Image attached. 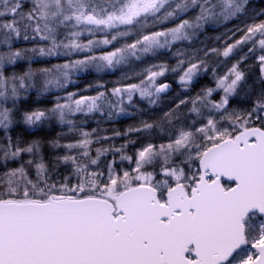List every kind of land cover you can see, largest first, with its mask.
I'll list each match as a JSON object with an SVG mask.
<instances>
[{
	"label": "snow or ice",
	"instance_id": "snow-or-ice-1",
	"mask_svg": "<svg viewBox=\"0 0 264 264\" xmlns=\"http://www.w3.org/2000/svg\"><path fill=\"white\" fill-rule=\"evenodd\" d=\"M0 264H264V0H0Z\"/></svg>",
	"mask_w": 264,
	"mask_h": 264
},
{
	"label": "trees",
	"instance_id": "trees-1",
	"mask_svg": "<svg viewBox=\"0 0 264 264\" xmlns=\"http://www.w3.org/2000/svg\"><path fill=\"white\" fill-rule=\"evenodd\" d=\"M218 33H215V34H212V35H216ZM87 79L83 81V79L80 81L81 83H86L88 81H91L93 79V77L91 78L90 76L86 75ZM91 78V79H90ZM108 78V79H107ZM90 79V80H88ZM168 80H172L167 78ZM105 80H110L109 79V76L105 75ZM204 83H208V81H204ZM136 120L135 117H122L120 118L119 120L117 121H114V122H109L106 127L109 128V130H111V128H117V129H120L121 131L124 130L128 125L134 123ZM94 126V125H93Z\"/></svg>",
	"mask_w": 264,
	"mask_h": 264
},
{
	"label": "rangeland",
	"instance_id": "rangeland-1",
	"mask_svg": "<svg viewBox=\"0 0 264 264\" xmlns=\"http://www.w3.org/2000/svg\"><path fill=\"white\" fill-rule=\"evenodd\" d=\"M85 75H88V74H85ZM88 76H90L91 78L92 77H94L95 76V74H92V75H88ZM107 76H109V81H111V80H114L115 78H116V74H109V75H107ZM90 78V79H91ZM167 78H169V79H171L172 78V80H168V82L170 81V83L172 82V83H174L175 85H176V90L175 91H173L170 95H175L177 92H179L180 91V89H179V86L176 84V81H175V79L172 77V76H168ZM90 79H88V80H90ZM108 79V78H107ZM84 81V80H83ZM81 83V82H80ZM171 83V84H172ZM84 83L82 82L81 83V85H83ZM174 88V87H173Z\"/></svg>",
	"mask_w": 264,
	"mask_h": 264
},
{
	"label": "flooded vegetation",
	"instance_id": "flooded-vegetation-1",
	"mask_svg": "<svg viewBox=\"0 0 264 264\" xmlns=\"http://www.w3.org/2000/svg\"><path fill=\"white\" fill-rule=\"evenodd\" d=\"M169 82H170V81H169ZM171 83H172V82H171ZM172 85H173V87H174V88H173V91H175V90H176V85H175L174 83H172ZM173 91H172V92H173Z\"/></svg>",
	"mask_w": 264,
	"mask_h": 264
},
{
	"label": "water",
	"instance_id": "water-1",
	"mask_svg": "<svg viewBox=\"0 0 264 264\" xmlns=\"http://www.w3.org/2000/svg\"><path fill=\"white\" fill-rule=\"evenodd\" d=\"M170 83V82H169ZM172 89H173V85H172Z\"/></svg>",
	"mask_w": 264,
	"mask_h": 264
}]
</instances>
